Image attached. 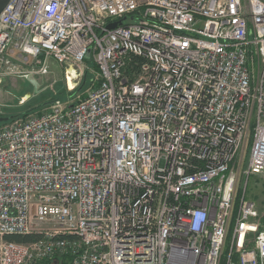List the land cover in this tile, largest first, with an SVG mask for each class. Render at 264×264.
I'll return each mask as SVG.
<instances>
[{"label":"built area","instance_id":"1","mask_svg":"<svg viewBox=\"0 0 264 264\" xmlns=\"http://www.w3.org/2000/svg\"><path fill=\"white\" fill-rule=\"evenodd\" d=\"M89 57L76 99L0 123V264H264V220L239 190L264 173V0L0 14V86L56 64L72 91Z\"/></svg>","mask_w":264,"mask_h":264},{"label":"rangeland","instance_id":"2","mask_svg":"<svg viewBox=\"0 0 264 264\" xmlns=\"http://www.w3.org/2000/svg\"><path fill=\"white\" fill-rule=\"evenodd\" d=\"M94 70V67L91 66L85 70L84 78L79 83V85L84 84V89L81 92L91 83ZM64 76L65 73L63 74L61 68L53 64L51 72L46 75L35 74L27 80H16L14 82L8 80L3 86H0V111H3L4 116L17 115L36 112L56 100L69 101L76 99L79 95L78 92L74 95H67L66 92L59 93L60 90L67 88V80L64 79ZM28 92L31 93V97L24 99L25 94ZM250 144L249 139L243 154V163L247 161ZM245 184L246 196L256 201L260 216L264 220V173L251 176L248 182L245 177L241 178L239 190H242Z\"/></svg>","mask_w":264,"mask_h":264},{"label":"trees","instance_id":"3","mask_svg":"<svg viewBox=\"0 0 264 264\" xmlns=\"http://www.w3.org/2000/svg\"><path fill=\"white\" fill-rule=\"evenodd\" d=\"M87 62L90 66L96 68V64L94 63V61L92 60L91 57L87 58ZM84 89V84L77 86L74 90L69 91L66 87L64 88V90H60L59 93L63 94L64 92L67 93V95H74L77 92H81V90ZM84 91V90H83ZM30 112H26L23 113L22 115H26ZM20 114L17 115H7L9 118V121L12 120L14 117L18 116ZM37 236L32 235V234H28V235H16V234H11V235H7L6 238L10 239V240H15V241H20V242H26V241H31L34 240Z\"/></svg>","mask_w":264,"mask_h":264},{"label":"water","instance_id":"4","mask_svg":"<svg viewBox=\"0 0 264 264\" xmlns=\"http://www.w3.org/2000/svg\"><path fill=\"white\" fill-rule=\"evenodd\" d=\"M8 2H9V0H0V14H1L2 11L5 9V7L7 6ZM118 23H119V21H118V22L110 23V24L108 25V28H113V27L117 26ZM29 97H31V93H30V92H28V93L25 94L24 99H25V98L27 99V98H29ZM8 119H9V118H8L7 116H4V115H2V114L0 113V123H1V122H5V121H8Z\"/></svg>","mask_w":264,"mask_h":264},{"label":"bare ground","instance_id":"5","mask_svg":"<svg viewBox=\"0 0 264 264\" xmlns=\"http://www.w3.org/2000/svg\"><path fill=\"white\" fill-rule=\"evenodd\" d=\"M69 85H70V86H73L72 76H69Z\"/></svg>","mask_w":264,"mask_h":264}]
</instances>
